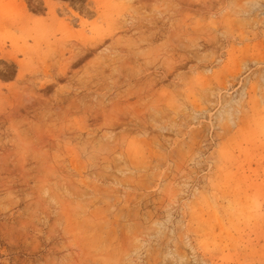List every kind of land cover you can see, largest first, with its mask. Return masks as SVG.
<instances>
[{"label":"rangeland","instance_id":"rangeland-1","mask_svg":"<svg viewBox=\"0 0 264 264\" xmlns=\"http://www.w3.org/2000/svg\"><path fill=\"white\" fill-rule=\"evenodd\" d=\"M0 264H264V0H0Z\"/></svg>","mask_w":264,"mask_h":264},{"label":"bare ground","instance_id":"bare-ground-1","mask_svg":"<svg viewBox=\"0 0 264 264\" xmlns=\"http://www.w3.org/2000/svg\"><path fill=\"white\" fill-rule=\"evenodd\" d=\"M106 6V5H105ZM12 43V42H11Z\"/></svg>","mask_w":264,"mask_h":264}]
</instances>
